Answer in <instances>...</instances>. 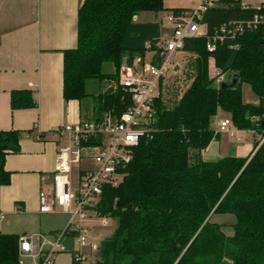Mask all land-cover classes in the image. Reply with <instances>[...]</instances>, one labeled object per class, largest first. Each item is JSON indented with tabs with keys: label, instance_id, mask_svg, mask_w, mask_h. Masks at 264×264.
<instances>
[{
	"label": "trees",
	"instance_id": "trees-1",
	"mask_svg": "<svg viewBox=\"0 0 264 264\" xmlns=\"http://www.w3.org/2000/svg\"><path fill=\"white\" fill-rule=\"evenodd\" d=\"M183 15L165 9L162 0H83L77 12L76 45L63 52L62 98L92 102L87 121L118 118L131 105L117 84L116 73L155 49L161 31L155 22L134 21L140 13ZM264 14L242 7L239 0H221L203 15L205 34L184 41L193 57L191 83L174 98L156 99L148 138L133 151L121 182L102 189L96 210L116 221L99 243L95 264H264V147L246 158L205 161L201 154L217 136L213 121L219 111L237 130L264 132V26L225 38L212 53L229 84L220 90L208 77L206 38L224 23L245 22ZM115 85L93 94L88 83ZM257 100L244 103L241 85ZM12 110L34 107L26 91L10 93ZM19 134L0 132V185L9 184L5 157L19 151ZM91 144V143H90ZM212 216H229L219 224ZM230 231V233H229ZM18 235L1 234L0 264H19Z\"/></svg>",
	"mask_w": 264,
	"mask_h": 264
},
{
	"label": "crops",
	"instance_id": "crops-1",
	"mask_svg": "<svg viewBox=\"0 0 264 264\" xmlns=\"http://www.w3.org/2000/svg\"><path fill=\"white\" fill-rule=\"evenodd\" d=\"M239 1L242 7L250 8H258L264 3V0ZM82 2L0 0V132L15 131L20 136L18 153L9 154L4 160V169L10 174V180L6 186L0 185L2 234L34 237L58 232L66 226L67 219L57 229L47 226L43 217L51 215L38 213L37 195L40 185L51 180L55 156L63 144L59 136L50 133L65 124L84 120L81 104L66 102L62 98L63 52L76 45L77 12ZM199 2L162 0L165 9L187 12ZM151 14L152 19L146 20L145 13H141L134 17V21L157 23L161 39L167 33L166 20L163 22L158 18L160 13ZM146 55L149 56L148 51ZM13 91L28 92L34 107L12 110L10 93ZM244 103L256 104L257 100L249 97ZM224 119H229V115L219 111L213 121L214 129L217 121ZM231 131L232 134L217 133L202 152V159L246 158L254 153L255 143L257 148L264 147L261 139L264 132L234 127ZM33 134H39L40 138H33ZM212 220L227 225L233 221L229 216H212ZM66 255L70 264V256Z\"/></svg>",
	"mask_w": 264,
	"mask_h": 264
},
{
	"label": "built area",
	"instance_id": "built-area-1",
	"mask_svg": "<svg viewBox=\"0 0 264 264\" xmlns=\"http://www.w3.org/2000/svg\"><path fill=\"white\" fill-rule=\"evenodd\" d=\"M219 1L201 0L195 9L183 15L168 14L167 33L155 44L154 50L148 51L149 56L136 58L131 65H121L117 84L129 95L131 105L118 118L106 115L99 123L80 120L50 133L59 136L63 144L58 147L51 180L40 185L38 213L53 215L58 208L67 216V222L62 230L52 234L19 236V264H55L62 254L70 256V264H90L96 238L86 224L92 222L91 218L106 224L105 217L100 218L96 210L102 189L121 182L134 149L148 138L154 101L164 98L165 80L179 66L175 56L184 52L185 40L205 34L203 15ZM258 26H264V14H256L245 22L221 24L206 38L208 77L216 87L225 78L214 64L212 53L216 46L225 38H234ZM215 126V133L232 134L229 119L219 120ZM33 138L39 139L40 135L33 134ZM261 139L264 140V135ZM81 163L87 167L81 168ZM74 169L76 176L72 178Z\"/></svg>",
	"mask_w": 264,
	"mask_h": 264
},
{
	"label": "rangeland",
	"instance_id": "rangeland-1",
	"mask_svg": "<svg viewBox=\"0 0 264 264\" xmlns=\"http://www.w3.org/2000/svg\"><path fill=\"white\" fill-rule=\"evenodd\" d=\"M144 13L146 15V18H145L146 20L152 19L153 15L151 13L149 12H144ZM167 15H168V12L164 11L158 15V18L164 22V19L166 18ZM192 56L188 52H183L175 56V63L179 66H177L176 70L173 73H171L165 80L164 99H166V97L168 99L174 98L175 95L173 94H176L177 97H179V95L182 94V92L185 91L187 87L189 86V84L191 83L192 76H193V70L191 66V63L193 60ZM145 57L147 58L148 55H146ZM135 59H133L132 62L128 65L133 64ZM123 64H127V63L123 61L121 65ZM121 65L115 71V69L112 68V66L106 64L103 66L102 71L104 73H114L115 72L117 75V72L119 68L121 67ZM114 86L115 85L113 84V82L110 85L105 82L100 83V84L96 82L95 83L90 82L88 83L87 90L89 92L92 91L93 94H97V93L104 92V90H107L110 87L114 88ZM241 93H242V98L244 102L248 101L249 97L254 98V95L252 94V92L250 91L249 87L246 84L241 85ZM81 107H82V114H83L82 118L84 120L90 118L92 114L91 100L87 99L84 102H82ZM86 167H87V164H82L81 166V168H86ZM75 176H76V169H74L72 172V178H75ZM55 211L56 212L54 215H51L49 217L48 216L43 217L44 220H46L47 222V226L52 227L53 229L59 228L61 225L65 223L67 219V217L63 215V213H61L60 209L56 208ZM101 217L103 216H100V218ZM91 220L92 222H88L86 225L91 229V232L96 239L93 242V249L89 257V263L95 264L97 260V249H98L99 243L102 240H104L106 237H109L111 235V233L113 232L116 226V221L105 217L104 221L106 224L101 225L98 219L91 218ZM58 264H68V256L66 254L63 256H60Z\"/></svg>",
	"mask_w": 264,
	"mask_h": 264
},
{
	"label": "water",
	"instance_id": "water-1",
	"mask_svg": "<svg viewBox=\"0 0 264 264\" xmlns=\"http://www.w3.org/2000/svg\"><path fill=\"white\" fill-rule=\"evenodd\" d=\"M236 82H237L236 78L233 77V78L231 79V82H230L229 84H227V83H221V84L219 85V89H220V90H226V89L233 88V87H235Z\"/></svg>",
	"mask_w": 264,
	"mask_h": 264
}]
</instances>
